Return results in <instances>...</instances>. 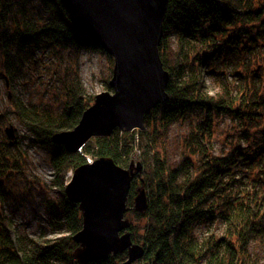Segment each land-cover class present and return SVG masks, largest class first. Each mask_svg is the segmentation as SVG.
<instances>
[{
	"label": "trees",
	"instance_id": "1",
	"mask_svg": "<svg viewBox=\"0 0 264 264\" xmlns=\"http://www.w3.org/2000/svg\"><path fill=\"white\" fill-rule=\"evenodd\" d=\"M42 1L50 6L51 14L37 27L26 17L27 0H0V52L6 59L8 77L15 74L13 49L20 52L40 39L103 50L77 30L60 0ZM171 35L177 40L172 66L167 61ZM158 53L169 74L167 99L144 114L143 129L114 128L108 136L90 138L75 152L53 142L52 136L73 128L93 101L80 78H74L58 114L38 110L12 96L18 119L49 149L52 183L62 193L59 199L47 202L48 223L64 227L68 234L44 242L28 239L34 245L27 247L20 238L10 236V222L0 212V264H78L72 256L77 243L71 237L81 228L82 217L78 204L64 192L66 175L88 161L84 154L92 159L108 156L126 167L135 147L143 154L138 160L142 165L139 184L151 189L150 193L145 190L147 208L136 211L145 218L144 226L130 221L128 227L131 239L144 248L142 261L257 264L248 244L257 238L264 241V0H168ZM209 77L220 85V91L210 94L205 90ZM106 87L112 89L109 84ZM222 115L234 121L238 134L237 141L231 140L218 155L210 142ZM187 116L196 118L181 142V162L171 167L164 151V132L170 123ZM138 135L145 139L141 147ZM200 161L205 166L198 171ZM136 179L131 181L126 200L131 206L138 188ZM215 218L224 224L223 234L198 239L193 233L195 225ZM116 257L86 264H118Z\"/></svg>",
	"mask_w": 264,
	"mask_h": 264
},
{
	"label": "water",
	"instance_id": "2",
	"mask_svg": "<svg viewBox=\"0 0 264 264\" xmlns=\"http://www.w3.org/2000/svg\"><path fill=\"white\" fill-rule=\"evenodd\" d=\"M77 30L112 55L114 66L109 86L81 114L77 124L52 136L69 151L80 150L95 136H108L115 127L142 129L144 114L167 99L169 74L158 53L162 20L168 0H60ZM10 145L14 128L6 127ZM142 170L141 163L128 167L100 156L72 170L64 192L78 204L81 228L72 235L78 244L73 255L78 264L105 259L126 251L118 264H149L142 261L144 248L131 239L130 220L125 217L130 184ZM133 209L144 211L147 197L138 187Z\"/></svg>",
	"mask_w": 264,
	"mask_h": 264
},
{
	"label": "rangeland",
	"instance_id": "3",
	"mask_svg": "<svg viewBox=\"0 0 264 264\" xmlns=\"http://www.w3.org/2000/svg\"><path fill=\"white\" fill-rule=\"evenodd\" d=\"M20 1L17 0L18 3ZM25 12L26 17L35 26L41 27L44 22L48 21L51 9L42 0H27ZM21 21L20 19V23ZM7 22H10L9 19ZM168 42L167 61L172 66L175 62L176 36L171 35ZM20 50L19 52L13 49L15 74L12 77L10 75L8 77L5 73L6 59L0 52V194L2 196L0 212L5 214L6 220L10 222V236L13 239L20 238L23 245L30 247L34 244L28 239L42 242L45 238L53 239L66 235L68 232L62 226L55 228L48 223L47 202L59 199L62 193L52 183L54 171L49 161V149L39 143L35 135L18 119L11 104L12 96L14 95L27 105L35 106L38 110H48L53 114H58L64 107L66 93L74 78H80L86 93L93 95L91 105L101 91H112V89H107L106 84L112 76L114 61L112 55L104 49H77L72 45L60 44L48 39H40L31 45L26 44ZM205 90L213 94L220 91V85L218 86L209 77L206 80ZM194 117L196 118V116H187L174 121L164 132L163 146L167 162L171 167L178 166L182 160L181 142L189 132L190 123ZM10 126L14 128L16 138V142L11 145L8 143L11 139L7 137L5 130ZM115 128L124 130L120 127ZM237 134L238 128L234 121L229 116H220L210 142L213 152L220 155L231 140L237 141ZM141 136L138 135L139 138ZM139 138L141 147L145 139ZM88 142L90 141L83 144V148ZM241 145H245V142ZM84 155L88 160H92V155ZM142 157L141 148L135 147L130 154L127 166L131 161L142 160ZM203 166H205L204 163L200 161L197 163L196 170L200 171ZM150 168L151 164L144 167L145 171H149ZM71 173L72 171H68L67 179L71 177ZM135 177L137 178L135 186L145 188L143 183L139 184V178L142 177L141 172ZM145 190L147 193L151 192L150 188ZM126 205L128 209L125 217L133 225L138 224L143 227L145 218L137 216L133 204L131 206L126 202ZM60 215V209L57 208L56 216L60 217ZM43 231L44 235L41 233ZM223 231L224 224L220 219L215 218L196 224L193 233L198 239H203L208 234L220 235ZM248 252L257 264H264V241L259 238L252 240L248 244ZM121 253L115 254L116 262L126 258V254ZM72 256L74 257L73 254ZM138 263L139 260H135L131 264Z\"/></svg>",
	"mask_w": 264,
	"mask_h": 264
},
{
	"label": "bare ground",
	"instance_id": "4",
	"mask_svg": "<svg viewBox=\"0 0 264 264\" xmlns=\"http://www.w3.org/2000/svg\"><path fill=\"white\" fill-rule=\"evenodd\" d=\"M161 63H162V61H161ZM163 65V64H162Z\"/></svg>",
	"mask_w": 264,
	"mask_h": 264
}]
</instances>
